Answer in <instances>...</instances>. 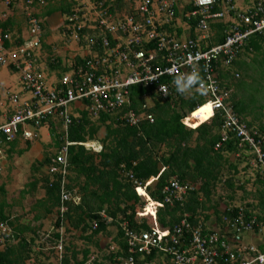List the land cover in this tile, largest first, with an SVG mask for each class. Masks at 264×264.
Instances as JSON below:
<instances>
[{"label": "built area", "instance_id": "2783aa9c", "mask_svg": "<svg viewBox=\"0 0 264 264\" xmlns=\"http://www.w3.org/2000/svg\"><path fill=\"white\" fill-rule=\"evenodd\" d=\"M10 1L3 2L7 4ZM69 1L74 4L72 15L63 20V29L71 30L69 36L78 42L81 40L80 32L85 29L94 38L89 37L87 44L82 46L91 53H85L79 63H73L72 70L58 84L47 83L34 59V52L42 47L43 35L39 28L42 21L33 18L30 10L43 9L48 0H26L27 15L35 34L15 50L11 36L0 31V66L19 72L23 92L29 95L10 96L15 111L0 125V146L14 141L19 132L27 140L37 137L35 129L54 114L62 119L67 131L72 124L70 109L77 104L94 116L113 114L116 120L131 127L139 126L142 120L154 123L155 116L146 111V101L137 109L133 107L132 88L145 90L141 95L145 100L152 95L165 98L176 90L173 83L176 77L195 70L206 86L202 89L198 83L195 90L203 92L212 110L220 112L223 118L221 141L215 149L234 135L241 145H247L249 154L253 156L252 165L264 180V135L237 115L230 101V92L221 87L217 75V62L230 66L243 42L256 33L264 37V0H255L249 11H238L232 16L225 6V11L212 13L216 0L204 4L200 0H192L195 10L187 17L198 18L196 29L200 35L197 40H183L160 30L164 24L174 20V0H125L127 9L118 11L116 18L108 8L117 0H110L112 3L107 6L102 0ZM228 3L226 1L225 5ZM80 11L86 13L79 17ZM226 16L233 20L231 30L224 42L213 45L210 22ZM6 42L9 47H6ZM67 151L64 147L61 154L52 160L54 166L49 168L50 174L60 173L62 178L61 218L69 210L68 202L72 201L64 187ZM2 168L0 151V172ZM196 188V184L173 178L164 188V203H182ZM233 207L237 208L236 212H233ZM225 211L223 224L214 228L206 226L203 219L194 224L188 213H184L171 228L156 226L136 232L123 224L128 254L119 256L118 264H160L159 258L161 264H264V215L258 216L244 206L226 207ZM101 216L106 217L103 213ZM107 220L111 222V219ZM96 227L97 223L94 224ZM11 232L5 223H0V245L4 237L11 236ZM57 253L61 261L62 237Z\"/></svg>", "mask_w": 264, "mask_h": 264}, {"label": "trees", "instance_id": "16d2710c", "mask_svg": "<svg viewBox=\"0 0 264 264\" xmlns=\"http://www.w3.org/2000/svg\"><path fill=\"white\" fill-rule=\"evenodd\" d=\"M102 1L106 3L105 6L112 3L110 0ZM226 1H229V3L225 5ZM19 3L22 4L21 9L28 23L26 0H11L7 4L4 3L7 9L1 12L4 17L7 16L2 21V28L6 30L4 33L10 32L12 34L15 39L14 45L22 44L24 41L19 35L12 32L15 24V9ZM112 4L113 6L108 8V12L113 13V18H116L118 11L122 9L126 11L127 9L125 0H117ZM73 5L69 0H60L57 6L48 9L46 5L43 9H47V14H51L56 10L60 11L66 18L72 15ZM224 6L230 15L238 11H244L245 8L246 11L250 10L247 6L239 8L236 5V0H216L212 13L223 12ZM174 10V20L164 24L160 27V30L170 35L177 32L175 36L180 37L182 32L175 27V21L181 17L183 21L190 25V38L196 39L195 30L198 18H187V14L195 10L194 5L189 3L183 6L182 9L179 8V5H175ZM83 13L80 11L78 16L81 17ZM32 17L39 18L36 15ZM230 25L231 23H226L223 20L211 23V30L215 33L212 39L213 44L224 42L227 33L231 30ZM62 30L67 37L72 33L71 30ZM51 31L53 30L49 27L45 30V32ZM87 32L86 29L80 32L81 39L82 36L84 39L87 37L94 38V35ZM92 32L94 31L92 30ZM5 45L10 46L8 42ZM43 46L49 52L45 64L49 67L50 72L57 71L61 75L70 69V67H67L68 64L62 66L59 64L61 62L60 57L57 58L59 62L51 58L52 48L50 45H46L45 41L42 43ZM252 53H260L264 59V37L259 33L253 34L237 48L236 57L231 61L230 66H225L222 61L217 62V75L221 87L230 92V100H232L235 112L250 127L254 128L256 125L245 118L246 109L243 103L236 100V95L232 94L231 90V82L236 79L235 75L239 74L233 69L239 71V69L247 68L249 64L245 63L244 60L242 61L241 57H243V54L250 55ZM82 58L76 57V62L79 63ZM259 64L264 65L262 62H259ZM199 77L202 80L201 75ZM194 86L191 92L183 95L173 90V94L168 95L166 98L153 96L154 105L147 111L154 114L155 122L142 121L140 128L116 125L114 117L108 114L100 115L95 121L91 119V115L87 112L81 113L79 118L72 117L73 122L69 127L67 136L68 142L84 143L96 140V135L101 130H104V132L103 138L100 140L103 148L99 153L86 150L83 146L77 144L69 146L68 159L71 175L67 190L80 197V202L78 204L69 203L70 209L66 214V218L74 229L81 228L83 232L91 230L90 237L106 233L111 227L116 228L113 243L118 245L119 249L110 252L106 259L118 263L117 258L119 256L125 257L128 254L123 224L136 232L150 230L154 227L153 224L173 227L180 221L184 213H188L190 220L195 224L200 216H204L207 220L209 215L206 212L209 210L213 211L217 221L223 224V216L227 212L225 209L223 211L219 210L218 201L214 200L216 190L220 184H223L233 194L236 189L234 178L231 176L226 177L223 172L225 165L232 166L235 172L237 170V166L228 161L227 154H238V157L245 159L244 151L248 152V147L247 145H241L240 141L232 135L227 142L215 149L216 144L221 141L220 130L223 118L220 112H216L211 118L213 114V111H211V116L203 120L195 129L183 124L184 118L206 104L203 93L195 91ZM143 93L144 90L140 87L132 88L134 106H139L143 102L141 98ZM50 123L54 126L53 122ZM257 129L260 134L264 133V126L261 125V122ZM195 134L196 138L193 145ZM62 136V134L61 136L58 135L59 139L55 140L57 149H60L66 142ZM162 148H166V150H162ZM250 158L252 159L253 156L250 155ZM42 163L50 164L49 156ZM121 171H131L134 179L125 177L121 174ZM257 176L259 177L258 182L264 186L261 175L258 173ZM173 178L196 184L198 188L191 191L182 203L165 204L163 191ZM48 179V177L43 179L45 198L41 203L47 213H50L60 205V184L59 178L52 183ZM151 179L154 180L150 183ZM138 183L142 185L150 184L146 188H141L143 193H140L139 189L135 188ZM238 188L244 189L243 186ZM227 198L228 201L233 202V196ZM263 203L264 199L262 197ZM42 205L40 206L42 207ZM230 206L232 205L227 204V207ZM233 209V212L237 211V208L233 207ZM153 211L154 214L149 215ZM102 212L106 214L107 218L111 219V222H107V218L100 215ZM151 218L152 221H150ZM94 222L97 223L96 228H93ZM0 223H8V225L14 226L10 217L2 211L1 206ZM59 223L60 219L56 223L54 244H57L60 238ZM13 230L15 232L13 231L14 233L9 241L15 239L17 243H7L6 246L0 247V264H25L33 253L30 244L20 236L17 226H14ZM72 252L73 250L70 251L69 247L66 246L60 264H85V260L79 261L76 257L77 253ZM69 253H72V255L69 256Z\"/></svg>", "mask_w": 264, "mask_h": 264}, {"label": "crops", "instance_id": "0c3cea01", "mask_svg": "<svg viewBox=\"0 0 264 264\" xmlns=\"http://www.w3.org/2000/svg\"><path fill=\"white\" fill-rule=\"evenodd\" d=\"M179 1H182V0H179ZM16 2H18V1H16ZM59 2H60V0H52V1L48 0V2H47L48 9H50L53 6L54 7L57 6L59 4ZM182 2H180L181 6H183ZM239 2L241 5H244L247 7L250 5L249 0H239ZM186 4H187V2L185 3V5ZM176 5H178L177 1H176ZM181 6H179V8L182 9L183 7H181ZM21 8H22V4L19 3L16 7L17 11L15 12V14H18L19 12H20V14L18 16L14 15L15 24H14L13 30H15V31H12V32H14V34H16V35H19L22 38V40H25L28 37H30L31 33H30V29L28 27L27 20L25 18V14L23 13ZM5 10H6V8L0 3V31L1 32H6V30H4L2 28V25H1L2 21L5 20V18L7 17L6 15H5L6 17H4V15L1 14V12L5 11ZM30 12L32 15H36L39 18L44 19V21L41 20L42 22L39 24V28L41 30L42 35L44 36L42 38L43 39L46 38V40H45V43H46V41L49 40L50 36H51L50 32H45V30H47L46 25L48 24L49 29H53V27L56 25L53 21L56 20L55 19V18H57L56 14H57V12L60 13V11L56 10L51 14H47V9L44 10V9H39V8H32L30 10ZM50 18H52L53 21H51ZM175 22H176L175 27L180 29L182 32V35L180 36V38H182V39L190 38V25L187 22L183 21L181 19V17H179ZM216 22H219V21H215L214 23H216ZM224 22L227 23L228 21L225 20ZM60 27H62V24L60 25ZM212 28H214V27H212ZM62 29H63V27H62ZM18 31H23L24 34H19ZM176 33L177 32H174V35H176ZM197 33L198 32L195 30L196 37H197ZM211 34H212V39H213L215 33L212 30H211ZM69 38L74 39V38H72V36H69ZM82 39L86 40V41H83ZM82 39L80 40L79 44H80V46H85L87 44L88 37L85 39L84 38H82ZM52 41L51 42L47 41L46 45L50 44V47H51V45H53ZM75 42L77 44L76 40H75ZM82 42H85V43L82 44ZM211 42L213 43L212 40H211ZM45 52H46V48L44 46L40 50H37L34 52L36 64L38 65L40 71H42L45 74V79H46L48 84H50V85L58 84L60 82V80L62 79V77L66 73H68L70 70H72V63L67 65V62L64 61L63 65H67V67H70V69L68 71L66 70L61 75H59L57 73V71L50 72V70H47L49 67L45 64V60L47 57ZM41 62H43L44 67H41V65H40ZM53 74H55V76H57V79L54 80V78L52 76ZM230 101H232V100H230ZM146 104H147L148 108H152L154 105V99L150 98V99L146 100ZM205 105L207 107V104H205ZM203 107H201V108H203ZM12 108H13V106H12ZM244 108L246 109V114H245L246 120L250 121L251 123H253V121L255 122L257 120V117L252 115V110L247 111V107L244 106ZM252 109H254V108H252ZM83 112L89 113L80 104H77L75 106V108L70 109V113H71V116L73 118L74 117L75 118L81 117V113H83ZM13 113L11 112V110H4V111L0 110V118L2 116L4 118L3 122H1L0 125L2 123H4V121L7 117L12 116ZM89 114L91 115V117H92L91 119L93 121H95L96 119H98L100 117V115L94 116L91 113H89ZM250 115H252L253 117ZM203 120H205V119H203ZM202 121H200L197 124L192 125L193 127L192 126L191 127L195 128ZM256 122H257V124L256 123H254V124L256 125L255 127L257 128V126L260 125V123H259L260 120L259 121L257 120ZM186 123H187V121H186ZM45 126H47L49 128V136H52L53 142L51 145H53L55 148V151L53 152V154L41 155V152L43 150V146L37 140V139H39V138H37L38 135H37V137H34L31 140H27V139L23 138L21 132H19L16 135V138L13 142L1 145V147H3L2 149H6L7 152L9 153L8 159H10V161L12 163H11L10 169H7V167H6L7 162L6 161H3V163H2L3 164L2 172H4V173L2 174L3 178L0 179V190L5 195V200H0V206H1L2 211H4L5 214L8 217H10L11 221L13 222V225L17 226V230H18L20 236H22V238L25 239V241H27L30 244V246L33 250L31 258L29 260H27L25 262V264H57V262H54L55 261L54 255L56 254L54 247L56 246V244H54L53 238H54V234L56 233L55 229L57 228L56 223L58 220V211H57L58 208L53 209V211L50 213H47V211L44 209V207L41 203V201L45 198V186H44V182H43L44 177H48L49 181L55 180L56 178L50 177L47 175V169L50 165H49V163L43 164L42 162L45 160V158L47 156H49L50 160L53 158V156H55V154L59 150V149H57V147L55 145V140L59 139L58 135L61 136V134H62L63 135L62 137L66 141L69 131L68 130L63 131L62 133L57 132L56 129H58V126H56V125L53 126V125H51V123L48 125H45ZM38 131L36 133H38ZM100 134L101 133H98V135H96V140H90V141H92L91 146L94 147L95 149H99L98 147H100V146L102 148V143L100 140L103 138V136H100ZM263 135H264V133H263ZM194 136L195 137L193 138V145L195 142L196 134ZM90 141H88V142H90ZM50 143H49V145H50ZM162 150H166V148H164V149L162 148ZM13 153H15V154L18 153V158H20V159L22 158L26 161H28L27 159H32L35 162L33 165L31 164L32 165L31 170H32L34 176H32L29 180H27V177L23 174V172H21L20 168L18 167V160H17L18 158L17 159L15 157H12V159L10 158V156ZM244 154H245L246 158L250 156L249 152L244 151ZM230 155H233L235 158L238 157L237 156L238 154H236V155L235 154H227V159L229 162L230 161L232 162ZM251 161H252V159H251ZM51 162L52 161H50V164H51ZM40 170H41V172L43 170L46 174V175H43L44 177H42V179H38V177L36 176V174H38L40 172ZM257 173H255L256 183L261 187V188H258V194L256 196L257 202H255V203L254 202H244V204H241L239 206H244L248 210L252 211L254 214H256L258 216H263L264 215V203L262 204V197L264 199V188H263L264 186L258 182L259 177L257 176ZM262 180H263V178H262ZM82 181H83V179H82ZM263 182H264V180H263ZM36 183H37V185H36ZM139 191H140V193H143V190L139 189ZM79 201H80V197H79ZM24 202H25V205H24ZM78 203L79 202H76L75 204H78ZM40 205H42V207ZM95 206L97 207L96 204H95ZM150 214L153 215L154 211L149 213V215ZM208 215H210V216L207 220L205 219L204 216H202L201 219H203V223L206 226H208L210 228H214L216 225L219 224V222L217 221L215 215L213 214V211H211V213ZM152 220L153 219L151 218L150 221H152ZM14 226H10V228L12 229V231L15 232V230H13ZM153 226L155 227L157 225L153 224ZM66 227H67V229H66ZM111 229H113V227L109 228L106 233H100V234H97V235L90 237V235L92 234L91 230H87L86 232H83L81 228L80 229H74L73 227L70 226L68 219H66L65 227H64V230L62 231L64 233V236H65V230L68 233L74 232L73 234L77 235L76 236L77 240H81V244L80 243L77 244V241L75 242V241H73V238H71L68 240V243H66V245L64 246V250H65V247L68 246L70 251L73 250L74 253L75 252L77 253L76 257L78 258L79 261L85 260V264H96V263L97 264L98 263L105 264L103 261H101V258L103 256L105 257V255H103V251L105 249H107L108 243H110L112 239L114 240L115 235H116L115 234L116 232H113L114 229L112 231H111ZM111 232H112V234H111ZM255 242L258 243V241H255ZM8 243L16 244L17 240L16 241L10 240ZM72 253H69V256L72 255ZM159 261L161 264L160 258H159ZM72 263H74V261H72ZM115 263H116V261H115Z\"/></svg>", "mask_w": 264, "mask_h": 264}, {"label": "rangeland", "instance_id": "374dc122", "mask_svg": "<svg viewBox=\"0 0 264 264\" xmlns=\"http://www.w3.org/2000/svg\"><path fill=\"white\" fill-rule=\"evenodd\" d=\"M174 1H177L179 6H181L180 2L182 1H183L182 2L183 6H185L186 2L187 4L190 2V0H182V1L174 0ZM0 3L7 9L6 5L2 3L1 0H0ZM236 5L239 8L245 7L244 5L240 4L239 0H236ZM16 11L17 9H15V12ZM19 14L20 12L15 15L18 16ZM56 17L57 18H55L56 19L55 21H53L52 18H50V20L53 21L56 25L53 27L52 29L53 31L50 32L51 40L50 39L47 40L49 42L53 40L52 41L53 45H51L52 47V52L50 54L51 58H54L55 61L59 62L57 58L60 57L61 62H59V64L62 66L64 64V61L67 62V64L72 63L76 55H78L79 57V55L83 56L87 52L91 53V51L88 49L79 50L80 48L79 42L77 41V44H76L74 39H71L64 35L62 27H60V25L62 24L65 18L64 15L57 12ZM46 27L48 28V24L46 25ZM18 33L24 34L23 31H18ZM45 40L46 38L43 39V42ZM23 43L24 42H22V44ZM19 45L13 46V49L15 50ZM45 53H46V56L49 55V52L47 49ZM242 56L243 57H241V60H244V62L249 65L247 68L239 69V71L236 69L235 70L233 69V71L239 72L240 78L238 77L231 82L232 94L236 95V100L241 101L243 105L247 107V111L252 110V115L256 116L257 120L258 121L260 120L261 125L264 126V65L260 66L259 64V62L264 63L263 62L264 59H263V56L260 55V53L259 54L252 53L250 55L243 54ZM40 65L41 67H44L43 62H41ZM47 70H49V68ZM52 76L54 80L57 79V76H55V74H53ZM10 94H13V95L21 94L22 96L23 94H25V92H23V87L20 81V73L15 70L10 69L8 66H0V110L1 111L11 110L12 113L15 111V106L12 108L13 105L10 103V100H9ZM25 96L29 97L27 93L25 94ZM207 107L205 105L203 108L200 107L198 110H196L193 113V115L189 119H187V125L191 127L192 125L197 124L203 119H206L209 116H211L212 113L209 110V107L208 108ZM3 119L4 118L2 116L0 118V123L3 122ZM256 121L255 122L253 121V124L254 123L257 124ZM62 129H63L62 126L59 124L58 129L56 130L57 132H61ZM103 131L104 130H101L100 136H103ZM38 133L39 135L37 138L39 139L37 140L43 146L41 155L53 154V152L55 151V148L53 145H51L53 141H52V136H49V128L47 126H42L39 129ZM0 151L2 155V161H6L7 162L6 167L7 169H10L12 162L10 161V159H8L9 153L7 152L6 149H2V147H0ZM230 156H231L232 162L237 166V170L235 172V169H233L232 166L225 165L223 172L226 177L231 176L234 178L236 189H235V193L233 194V193H230V191L225 186H223V184L222 185L220 184L218 186L215 196H214V200L218 201L219 210H224L225 205L227 204L228 205L232 204V206H239L241 204H244V202H254V203L257 202L256 196L258 194V188H261L256 183L255 173H257V169L252 165L251 158H249L250 156L247 157L246 159H243L240 157H236V159H234L235 157L233 155H230ZM12 157H15L17 159L18 153L16 154L13 153L10 156V158L12 159ZM17 160H18V167L20 168L21 172H23V174L27 177V180H29L32 176H34L31 168L35 162L32 159H27L28 161H26L22 158L21 159L18 158ZM43 172H44L43 170L42 172L40 170V172L36 174L38 179H42V177H44L43 175H46L45 172L44 173ZM3 173L4 172L0 173V179L3 178L2 177ZM241 186H243L244 189L238 188ZM228 196H233L234 198L233 202L228 201V198H227ZM221 197L223 198L222 200H221ZM0 200H5V195L1 192V190H0ZM24 205H25V202H24ZM206 213L210 214L211 210L207 211ZM113 229H111V231L113 230V232H116L115 230L116 228H113ZM73 233L74 232L68 233L65 230L64 246L66 245V243H68V240L71 238H73V241L75 242L77 241V244L78 243L81 244V240H77V237H76L77 235ZM114 247H115V243H113V239H112L111 242L108 243L107 249L103 251V255H105V257L103 256L101 258V261H103L105 264H117L114 261L106 259L109 256L110 252H114L113 250ZM58 255L59 254L57 252L54 255V258H55L54 262H57V264L59 263Z\"/></svg>", "mask_w": 264, "mask_h": 264}, {"label": "clouds", "instance_id": "9594fccd", "mask_svg": "<svg viewBox=\"0 0 264 264\" xmlns=\"http://www.w3.org/2000/svg\"><path fill=\"white\" fill-rule=\"evenodd\" d=\"M1 2L2 3H4L2 0H1ZM175 2V5H176V1H174ZM189 3H192V0H190V2ZM188 3V4H189ZM200 3H202V4H204V3H211V0H200ZM193 4V3H192ZM255 5V0H251L250 1V5L248 6V8H252L253 6ZM178 6V5H177ZM225 8H223V11H225L224 10ZM245 10H246V8H245ZM222 12V11H221ZM191 13V12H190ZM28 16V15H27ZM33 16V15H32ZM230 16H232V15H230ZM230 16H226V18H224V19H222L223 21H225V20H227L228 22L227 23H231L232 24V22H233V20L231 19V17ZM188 18V17H187ZM65 19V18H64ZM178 19V18H177ZM189 19V18H188ZM42 21H44V19H41ZM222 20H212L211 22H210V25H209V27H210V33H211V23H214L215 21H219V22H221ZM41 23V22H40ZM39 23V24H40ZM197 26V25H196ZM28 27H29V29H30V33H31V35H30V37H28L27 39H25L23 42H25L26 40H30L32 37H34V34L35 33H33V30H32V22H31V20H30V17L28 16ZM196 31L198 32V30L196 29ZM8 34L11 36V38L14 40V42H15V39L13 38V36H12V34L10 33V32H8ZM199 35H200V33L198 32L197 33V37H196V39H194V40H197V38L199 37ZM212 35V34H211ZM175 36V35H174ZM69 37V36H68ZM177 38H180V37H177ZM43 39V38H42ZM180 39H182V38H180ZM188 39H193V38H188ZM183 40H185V39H183ZM212 40V39H211ZM42 43H43V41H42ZM212 43V42H211ZM213 44V43H212ZM213 45H217V44H213ZM80 48H79V50H82V49H85V47H82V46H79ZM42 48V47H41ZM85 55V54H84ZM84 55L83 56H81V55H79V57H84ZM76 57L77 58H79L78 57V55H76L75 57H74V60H73V62H72V64L73 63H76ZM42 72V71H41ZM43 73V72H42ZM67 74V73H66ZM65 74V75H66ZM43 75L45 76V74L43 73ZM237 75V74H236ZM235 75V77L236 78H238V77H240L239 76V74H238V77ZM63 78V77H62ZM173 83H174V86H175V88H176V91L178 92V93H180V94H186V93H188V92H190L191 90H192V87L195 85V84H197V83H199L200 85H201V88L203 89L204 87H206L204 84H203V81L201 80V78L199 77V74L194 70L193 71V73H191V74H188V75H182V76H178V77H176L175 78V80L173 81ZM196 86V85H195ZM195 86H194V90H195ZM141 88V87H140ZM142 89V88H141ZM195 91H197V90H195ZM144 92H145V90H144ZM203 93V92H202ZM173 94V93H172ZM172 94H169V95H172ZM12 94H10L9 95V98H10V96H11ZM152 95V94H151ZM204 95V94H203ZM153 96H156V95H152L150 98H153ZM157 97H159V96H157ZM141 98H142V100H143V102H145L146 100L145 99H143V97L141 96ZM149 98V99H150ZM161 98V97H160ZM166 98V97H165ZM204 98H205V96H204ZM10 100V99H9ZM205 101H206V104H209V102L205 99ZM142 102V103H143ZM10 103H11V101H10ZM232 103V102H231ZM134 104V103H133ZM233 105V104H232ZM133 107L135 108V109H137L138 108V106H134L133 105ZM200 108V107H199ZM198 108V109H199ZM149 109V108H148ZM147 109V110H148ZM197 109V110H198ZM146 110V111H147ZM213 111V110H212ZM148 113H151V112H149V111H147ZM194 113V112H193ZM193 113H191V114H189L186 118H184L183 119V124H185L186 126H188L189 128H192V127H190L189 125H187V123H186V121H187V119H189L192 115H193ZM215 113L216 112H214L213 111V114H212V116H211V118L215 115ZM151 114H153V113H151ZM108 115H111V116H113L114 117V120H115V124L116 125H124V126H129L128 124H126V123H123V122H119L118 120H116V116L115 115H113V114H108ZM154 115V114H153ZM238 115V114H237ZM142 121H146V120H142ZM142 121H141V123H142ZM50 122H53V123H55L54 124V126L56 125V126H58L60 123V125L62 126V131H61V133L63 132V131H65V129H64V123H63V121H62V119L57 115V114H54V115H52V116H50V117H48L45 121H43L40 125H39V127L37 128V129H35V133L42 127V126H45V125H48V124H50ZM72 122H73V120H72ZM155 122V121H154ZM59 123V124H58ZM141 123H140V125L139 126H133V127H138V128H140V126H141ZM3 124V123H2ZM72 125V124H71ZM70 125V126H71ZM69 126V127H70ZM129 127H131V126H129ZM193 129H195V128H193ZM68 130H69V128H68ZM37 135H39L38 133H36ZM220 136H221V130H220ZM29 140H31V139H29ZM13 142V141H12ZM91 143H92V141H90V142H84V143H73V142H68V139L66 140V142H65V144L64 145H62L61 146V148L59 149V151H57V153L55 154V156H53V158L50 160V161H52L53 159H56L60 154H61V152H62V150H63V148L64 147H67V149H68V151H67V154H66V158H67V164H68V166H67V175H66V177H65V184H64V187H65V190L66 191H68L67 190V185H68V183H69V177H70V175H71V173H70V171H69V159H68V155H69V146H71V145H81V146H83L86 150H89V151H92V152H95V153H99V152H101L102 151V148H103V146H102V148H101V146L99 147V149H95L94 147H92L91 146ZM4 145V144H3ZM1 147V146H0ZM3 148V147H2ZM1 161H2V155H1ZM2 163H3V161H2ZM50 166L48 167V169H47V175L48 176H50V177H55L56 179H58L59 178V184H60V186H59V190H60V198H61V174L60 173H57V174H50L49 173V168L50 167H52V166H54V164H53V162H51V164H49ZM56 166H59L58 164L56 165ZM2 167H3V164H2ZM2 170H3V168H2ZM2 172V171H1ZM0 172V173H1ZM121 174L122 175H124L125 177H127V178H129V179H134V175H133V173L131 172V171H121ZM131 175L133 176V177H131ZM55 179V180H56ZM55 180H50L49 182L50 183H52V182H54ZM154 179H151V181H150V183L153 181ZM135 183H137V181H135ZM150 183H148L147 185H149ZM147 185H142L141 183H138L137 185H136V187L135 188H137V189H141V188H146V186ZM69 192V191H68ZM70 193V195H71V197H72V201H70V202H68V207H69V209H70V206H69V203H76V202H80L79 201V197L78 196H76L75 194H73L72 192H69ZM227 207V205L225 206V208ZM57 211H58V219H60V223H59V229H58V232H59V234H60V238H59V240H58V242H57V244H56V246L54 247L55 248V252H57V246H58V244H59V241L61 240V237H62V240H63V253H64V233L62 232L63 230H64V227H65V221H66V214L69 212V210H68V212L65 214V216H64V218H61L60 217V214H59V206H58V209H57ZM223 211V210H222ZM103 214H105L104 212H102ZM102 213H100V215H102ZM105 216H106V214H105ZM201 217L202 216H200L199 217V219H201ZM105 218H107V217H105ZM107 219H109V218H107ZM198 219V220H199ZM108 221V220H107ZM96 222H94V224H95ZM9 228H10V226L8 225V223H5ZM94 224H93V228H94ZM219 224H221V223H219ZM165 228H169V227H165ZM171 228V227H170ZM11 229V228H10ZM12 230V229H11ZM12 235H13V231L11 232V236H9V237H4V242L0 245V247H3V246H5L7 243H8V241H9V238H11L12 237ZM116 249H119V247H118V245H115V247L113 248V250L115 251ZM63 253H62V255H63ZM58 257H59V255H58ZM118 262V261H117ZM61 263V261H59V263L58 264H60Z\"/></svg>", "mask_w": 264, "mask_h": 264}, {"label": "bare ground", "instance_id": "6f19581e", "mask_svg": "<svg viewBox=\"0 0 264 264\" xmlns=\"http://www.w3.org/2000/svg\"><path fill=\"white\" fill-rule=\"evenodd\" d=\"M207 106L209 107V109L212 111V107L210 104H207Z\"/></svg>", "mask_w": 264, "mask_h": 264}]
</instances>
